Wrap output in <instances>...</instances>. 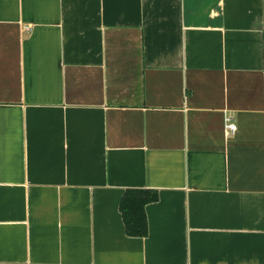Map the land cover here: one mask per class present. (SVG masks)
Segmentation results:
<instances>
[{
    "label": "crops",
    "instance_id": "obj_1",
    "mask_svg": "<svg viewBox=\"0 0 264 264\" xmlns=\"http://www.w3.org/2000/svg\"><path fill=\"white\" fill-rule=\"evenodd\" d=\"M0 264H264V0H0Z\"/></svg>",
    "mask_w": 264,
    "mask_h": 264
},
{
    "label": "trees",
    "instance_id": "obj_2",
    "mask_svg": "<svg viewBox=\"0 0 264 264\" xmlns=\"http://www.w3.org/2000/svg\"><path fill=\"white\" fill-rule=\"evenodd\" d=\"M158 200L159 194L156 190L128 189L125 191L120 202V212L126 234L129 237L145 238L148 236L146 207Z\"/></svg>",
    "mask_w": 264,
    "mask_h": 264
},
{
    "label": "built area",
    "instance_id": "obj_3",
    "mask_svg": "<svg viewBox=\"0 0 264 264\" xmlns=\"http://www.w3.org/2000/svg\"><path fill=\"white\" fill-rule=\"evenodd\" d=\"M231 119L226 120V131L228 132V134L230 135H234L236 130H237V126L231 122Z\"/></svg>",
    "mask_w": 264,
    "mask_h": 264
}]
</instances>
